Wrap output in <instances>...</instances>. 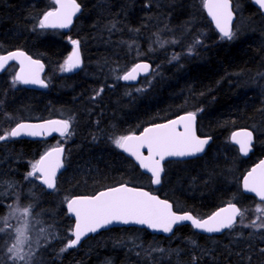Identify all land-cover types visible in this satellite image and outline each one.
<instances>
[{"label": "trees", "instance_id": "obj_1", "mask_svg": "<svg viewBox=\"0 0 264 264\" xmlns=\"http://www.w3.org/2000/svg\"><path fill=\"white\" fill-rule=\"evenodd\" d=\"M231 1L233 33L236 21L241 28L232 40L214 31L200 0H77L81 8L74 23L44 33L37 24L53 8L52 0H0V54L19 49L40 60L47 84L28 89L11 83L13 69L0 74V134L27 119H64L70 125L62 138L65 168L56 189L36 187L37 193L43 191L41 199L35 208L28 203L33 209L29 224L45 234L35 251L41 264H264V219L258 220L255 211L264 202L239 187L244 172L264 155V14L251 0ZM190 24L192 40L181 41V30ZM199 38L201 44L195 45ZM71 40L80 42L81 66L60 73L58 67L73 49ZM138 60L150 61L151 74L137 85L120 83L117 74ZM183 112L196 113L198 135L211 141L200 156L166 162L161 184L153 186L113 138ZM239 128L254 134L247 158L230 143V133ZM43 143L9 139L0 147L1 193L23 187ZM120 183L145 188L170 201L175 211L199 217L233 202L243 218L217 236L195 233L187 225L169 237L111 228L62 252L72 224L63 199ZM34 209L45 218H35ZM4 211L0 204V216Z\"/></svg>", "mask_w": 264, "mask_h": 264}, {"label": "snow or ice", "instance_id": "obj_2", "mask_svg": "<svg viewBox=\"0 0 264 264\" xmlns=\"http://www.w3.org/2000/svg\"><path fill=\"white\" fill-rule=\"evenodd\" d=\"M254 2L259 9L264 10V0H254ZM52 3L55 7L43 14L37 26L40 29L68 28L72 24L73 17L80 11L77 0H52ZM202 5L215 23L221 38L232 40L234 33L231 27L233 20L231 0H202ZM70 42L73 45L72 54L62 65V71L66 72H71L81 66L80 42L78 40ZM196 43H199V40ZM9 61H16L20 65V70L12 81L13 85L17 83L38 84L41 87H47V84L40 79V72L44 66L39 60L32 59L23 51H13L7 55H0V71L5 70ZM149 69V64L139 63L119 78L133 81L140 73L147 74ZM195 122L196 113L189 112L167 123L147 127L140 135L116 137L113 143L116 148L134 157L141 169L151 174L152 184L159 185L164 172L163 162L167 158L192 157L204 152L211 138L197 136ZM69 127V122L66 120H50L44 124L17 123L9 131L0 134V141L21 136L35 137L45 133L50 135L52 132L66 136ZM231 141L239 146V151L243 155H248L253 143V133L248 130L233 132ZM143 149L147 150V155L144 154ZM63 153L64 149L59 146L46 151L39 160L31 164V170L26 174L25 179L36 178L47 189L55 190L57 172L64 166ZM243 190L247 193H254L256 197L264 201V160L243 178ZM67 210L75 217L74 229L71 232L74 239L67 241L66 246L61 249L62 252L76 247L82 238L89 234L114 224L144 225L154 231L171 233L174 225L190 221L196 229L207 233H218L224 229L233 228L237 217L243 218L241 209L231 202L227 207L221 208L205 220L195 218L188 213L177 214L173 211V205L167 200L127 185L108 188L93 196L68 199ZM17 211L18 209L13 208L7 217H0L4 225L0 227V233H8L11 229L12 234L11 241L7 239L3 241L7 245V258L11 264H32L35 253L31 247V237L28 235V221L24 220L19 227L15 228L9 224V219L14 218ZM255 211L264 216V208L261 206L257 205ZM20 215L28 217L30 208H24ZM260 227H264V224ZM36 243L39 245V240ZM25 245H28L27 251H25Z\"/></svg>", "mask_w": 264, "mask_h": 264}, {"label": "water", "instance_id": "obj_3", "mask_svg": "<svg viewBox=\"0 0 264 264\" xmlns=\"http://www.w3.org/2000/svg\"><path fill=\"white\" fill-rule=\"evenodd\" d=\"M251 2H252V4H253V6H254L258 11H260L261 13L264 14V10L259 9V6L255 4L254 0H251ZM231 4H232V10H233V3H232V1H231ZM54 7H55V5H54ZM54 7H53V8H54ZM53 8H52V9H53ZM52 9H51V10H52ZM202 10H203V13H204L206 19L208 20V22H209V23L211 24V26L213 27L214 31H215L219 36H221V34L219 33V31H218V30L216 29V27H215V23L212 21L211 17L208 16L207 11L203 8V5H202ZM48 11H49V10H48ZM79 12H80V11H79ZM79 12L73 17L72 22H73L74 19L77 17V15L79 14ZM234 21H235V13H234V10H233V20H232V23H231V27H232V29H233ZM70 26H71V25H70ZM70 26H69V27H70ZM69 27H68V28H69ZM68 28H65V29H54V30H66V29H68ZM17 50H19V49H14V50L7 51V52H5V53H3V54H1V55H7L8 53L13 52V51H17ZM20 51H22V50H20ZM23 52H24V51H23ZM26 54H27V53H26ZM27 55H28V54H27ZM31 58H32V57H31ZM32 59H34V58H32ZM35 60H37V59H35ZM39 61H40V60H39ZM40 63L43 64L41 61H40ZM139 63H147V64H149L147 61H138V62H135V63H134V64H133V65H132L127 71H130V70H131L136 64H139ZM11 64H15V65H16V72H15V74H16L17 72H19V70H20V65H19V63H17L16 61H9V62H8V65L6 66V68H7L9 65H11ZM149 65H150V64H149ZM43 66H44V65H43ZM6 68H5V70H6ZM44 69H45V68L43 67V70L40 72V79H41V80H42L41 77H42V74H43V72H44ZM5 70L0 71V74L3 73ZM127 71H126V72H127ZM126 72H125V73H126ZM151 72H152V67H151V65H150V69H149V71L147 72V74L140 73V74L138 75V77H137L136 80H133V81H125V80H123V79H119V81H120L122 84H125V85H135V84H137L142 78H146V77H148V76L151 74ZM125 73H124V74H125ZM124 74H123V75H124ZM123 75H122V76H123ZM44 83H45V82H44ZM21 85H22L23 87H25V88H28V89H34V90H41V89L44 88V87H41V86L38 85V84H27V85H25V84H21ZM187 113H189V112H187ZM187 113H180V114H178V115H176V116H174V117H172V118H170V119H168V120H165V121H163V122L148 125V126L142 128L140 131H138V132H136V133H131V134H129V135H132V134L140 135V134L143 132V130H144L145 128H147V127H151V126H154V125H156V124L167 123V122H169V121H171V120H174V119H177L178 117H180V116H182V115H185V114H187ZM50 120H61V119H44V120H38V121H20V122H18V123L44 124V123H46L47 121H50ZM16 124H17V123H16ZM16 124L13 125L11 128L15 127ZM195 128H196V122H195ZM180 130L182 131V128H181ZM243 130L251 131V130L248 129V128H239V129H235V130H233V131L230 133V142H231V144H232L233 146H235V147L237 148V151H238V154H239L240 157H242V158H247V157L249 156L250 152L252 151V146H251V151L248 153V155H243V154L239 151V146H238L237 144H234V143L231 141V136H232V133H233V132L243 131ZM251 132H252V131H251ZM252 133H253V132H252ZM196 134H197V131H196ZM59 135H60V134H59L58 132H52L50 135H48L47 133H45V134H43V135L35 136V137H31V136H21V137H16V138H11V139H15V140H17V139H27V140H38V141H43V140H47V139H50V138H52V137H54V136H59ZM197 136H199V135L197 134ZM199 137H200V138H208L207 136H199ZM210 141H211V139L209 140V143H210ZM209 143H208V144H209ZM253 143H254V135H253ZM253 143H252V145H253ZM55 147H57V146H55ZM59 147H62V146H59ZM206 147H207V145L205 146V149H206ZM52 148H53V147H52ZM62 148H63V147H62ZM50 149H51V148H50ZM50 149H48V150H50ZM63 149H64V148H63ZM48 150H47V151H48ZM120 151H121L126 157H128L129 159H131L132 162L138 167V169H139L143 174L149 176L150 179H151V174L148 173V172H146L144 169H141L140 166H139V164H138V162L135 160L134 157L129 156L127 153L123 152L121 149H120ZM142 151L144 152L145 155H147V150H146V149H143ZM204 151H205V150H204ZM45 152H46V151H45ZM45 152H44V153H45ZM44 153H42L41 155H43ZM201 154H202V153H199V154H197L196 156L185 157V158H174V157H169V158H167V159L163 162V164H164L166 161H169V160H187V159H191V158H194V157L200 156ZM41 155L38 157L37 160H39V158L41 157ZM63 157H64V153H63V156H62V161H63ZM37 160H36V161H37ZM262 160H264V155H262L258 161H256L255 163H253V164L248 168V170L242 175V177H241V179H240V190H241L242 194H244V195H250V196L254 197V198H255L257 201H259V202H262V201H261L258 197H256L254 193H247V192H245V191L243 190V178L247 175V173H248L249 171L252 170V168L256 167V166H257ZM63 165H64V164H63ZM63 169H64V166H63V168H61V169L57 172V177H58V175L63 171ZM162 174H163V173H162ZM38 184H39V186L42 187L44 190H46V191H52L51 189H47L46 186L42 185V184L40 183L39 180H38ZM151 184H152V183H151ZM121 185H127V184H125V183H121V184H117V185H114V186H111V187H107V188H104V189H101V190L96 191V192L93 193L92 195H74V196L70 197L69 199H71V198H75V197H82V196H93V195L98 194L100 191H104V190H107L108 188H112V187H119V186H121ZM152 185H153V186H156L155 184H152ZM127 186H129V187H134V188H138V189H141V190H144V191H148V192H150L149 190H147V189H145V188H142V187H136V186H132V185H127ZM150 193H151V192H150ZM151 194L156 195L157 197H159V196H158L157 194H155V193H151ZM159 198H160V197H159ZM160 199H162V200H166V199H163V198H160ZM167 201H168V200H167ZM168 202L171 203L170 201H168ZM228 204H229V203H226V204H224V205H221V206L217 207L215 210H213L211 213H209L208 215H206V216H204V217H202V218H198V219H201V220L208 219L212 214H214L215 212L219 211L221 208L227 207ZM233 204H235V203H233ZM235 205H236V204H235ZM236 206H237V205H236ZM237 207H238V206H237ZM238 208H239V207H238ZM64 209H65V213H66V215L72 220V225H71V232H72V230L74 229V225H75V217L68 213V210H67V201H66V203H65ZM173 211L176 212L177 214H181V215H182V214H185V213H188V214H191L193 217H195L192 213L187 212V211H185V212H178V211H175L174 209H173ZM195 218H197V217H195ZM237 219H238V217H237ZM182 225L190 226L194 232H196V233H198V234L205 235V236H217V235H221L222 233H224V232H226L227 230H229V229H224V230H222L221 232H218V233H207V232H204V231H202V230H200V229H196V228H194V227L192 226V224H191L190 221H183V222H180V223L174 225V227H173V231H174V229H175L176 227H178V226H182ZM128 227H133V228L143 229V230L147 231V232L150 233V234L160 235V236H162V237H169V236H171L172 233H173V231H172L171 233H164V232L154 231V230H152V229H150V228H147V226H144V225H120V224H114V225L109 226L108 228L101 229V230H99V231L96 232V233H91V234H89L88 236L82 238V240H81V242L79 243V245H80L85 239H87L88 237L95 236L96 234H98V233H100V232H102V231H105V230H108V229H111V228H128ZM70 239H74V237H73L72 235H70ZM79 245H77V246L74 247V248H77Z\"/></svg>", "mask_w": 264, "mask_h": 264}, {"label": "rangeland", "instance_id": "obj_4", "mask_svg": "<svg viewBox=\"0 0 264 264\" xmlns=\"http://www.w3.org/2000/svg\"><path fill=\"white\" fill-rule=\"evenodd\" d=\"M200 5H201V8H202V0H200ZM235 6H237V5H235ZM237 8L238 7H235V11H237ZM48 11V10H47ZM46 11V12H47ZM45 13V12H44ZM42 16H43V14H42ZM41 16V17H42ZM237 18H238V14H237ZM198 22V21H197ZM194 23H196V22H194ZM236 26H237V28L235 29V32H234V36H236V34H238V30L239 29H241L240 28V26L238 25V21H236ZM240 24V23H239ZM203 29V28H202ZM237 30V31H236ZM45 30L44 29H42L41 30V32H44ZM199 40V43H195V45L196 44H201V39L199 38L198 39ZM203 45H201L200 46V48H202L203 49ZM201 50V49H200ZM72 51H73V49H71V51L67 54V56H66V58H65V61H66V59L68 58V56L69 55H71L72 54ZM177 51V50H176ZM177 52H179V51H177ZM196 52H199V50H196ZM170 55H171V53H170ZM173 55H175V53L173 52ZM65 61H63V63L58 67V70H59V72L60 73H68V72H66V71H62V65L64 64V62ZM10 69H12L11 67H10ZM78 68H76V69H74L73 71H75V70H77ZM72 72V71H71ZM155 76V75H154ZM149 81H151V80H149ZM147 84H145L144 85V87L146 86ZM141 88L142 87H138L135 91L136 92H138V91H140L141 90ZM10 130V129H9ZM120 136H123V135H120ZM116 137H119V136H114V138H113V140L116 138ZM8 141H9V139H7V140H3V141H0V147L1 146H6L7 145V143H8ZM62 142V140L61 139H58V140H55V141H52V142H49V143H43V148L44 147H46V148H48V147H50V146H52V145H59V144H62L61 143ZM114 144V143H113ZM46 145V146H45ZM114 146H115V144H114ZM45 149V148H44ZM35 162V160H33V161H31L30 163H29V170H28V172L31 170V164L32 163H34ZM82 170H84V169H82ZM81 170V172H83ZM27 172V173H28ZM85 172V171H84ZM26 177V176H25ZM25 177H24V179H23V187H21L20 185L14 190H12V189H10L8 192H5V193H1L0 192V204H2L3 205V207L5 206V211H4V213L0 216V217H7L8 215H9V213H10V211L13 209V208H15V209H18V211H17V213H16V216L14 217V218H11V219H9V224H11L12 226H13V228H15V227H19L22 223H23V221L24 220H27L28 221V217H23V216H21L20 215V213L23 211V209L24 208H30V206H28V203L29 204H32L33 205V207L35 208L36 207V202H38L37 200H40L41 198L39 197L41 194H42V190H40L39 189V192L37 193L36 191H35V189H38V188H36V187H40L39 186V184H38V179H36V178H29L28 179V181L25 179ZM27 181V182H26ZM29 183H30V186H29ZM28 184V185H27ZM36 184V185H35ZM41 188V187H40ZM16 191H18V192H20V194H21V196H18V195H16ZM22 192V193H21ZM28 192V193H27ZM5 195V196H4ZM3 196V197H2ZM7 196H8V199H7ZM16 196H17V198H16ZM27 196V197H26ZM30 196V197H29ZM2 197V198H1ZM23 197V198H22ZM19 198V199H18ZM26 199H27V202H26ZM4 202H3V201ZM20 200V202L21 203H24V201L26 202L25 203V206L23 207V206H21V205H19V201ZM65 201H66V199H63V204L65 205ZM6 202V203H5ZM9 202V204H7ZM31 202V203H30ZM9 206H11V208L9 207ZM259 206H261L262 208H264V205L262 206V205H259ZM257 207V206H256ZM256 209V208H255ZM31 210V209H30ZM32 211V210H31ZM34 211L35 212H33V215L34 216H37L38 218H41V217H43V218H45V216H44V214L43 213H41V211H37V209L35 210L34 209ZM257 213V219L258 220H263L264 219V216H262L260 213H258V212H256ZM37 217H35V218H37ZM259 224V223H258ZM0 227H4V225H3V223H2V221H0ZM28 235L31 237V240H30V243H31V247H32V249L34 250V256H33V260H32V264H41V256L40 255H37V253L35 252L36 251V249H37V247H38V245H37V243H36V241L37 240H39V243L41 244V243H43L44 241H42V240H44L43 238H44V236H45V234L43 233V231H40V230H38L35 226H34V223L32 222V223H30L29 224V221H28ZM7 236V237H6ZM55 237H58V234H56V235H54ZM0 245H1V247H2V250H1V252L3 251L4 253H5V255H0V264H11V261H9L8 260V258H7V253H6V247H7V245H5L4 243H3V241L5 240V239H7V240H9V241H11V239H12V234H11V229L8 231V233H6V234H4V233H0ZM68 240H70V237H69V239ZM67 240V241H68ZM5 247V248H4ZM28 250V245H25V251H27Z\"/></svg>", "mask_w": 264, "mask_h": 264}, {"label": "bare ground", "instance_id": "obj_5", "mask_svg": "<svg viewBox=\"0 0 264 264\" xmlns=\"http://www.w3.org/2000/svg\"><path fill=\"white\" fill-rule=\"evenodd\" d=\"M53 7V6H52ZM81 8V7H80ZM40 11V10H39ZM43 12V11H42ZM40 14V13H39ZM44 14V13H43ZM38 15V14H37ZM37 17V16H36ZM40 18H42V17H40ZM37 20V19H36ZM74 21H75V19H74ZM74 21L72 22V24L74 23ZM188 23V22H187ZM71 24V25H72ZM191 25V24H190ZM181 26V25H180ZM183 26V25H182ZM187 26V25H186ZM186 28V27H185ZM29 29H31V28H29ZM177 29H178V27H177ZM179 29H180V27H179ZM193 29V27H192V25L191 26H189V28H187V30H181L182 31V34L179 36V38H181L182 40L181 41H191L192 40V36H193V33H191L190 31ZM48 30V29H47ZM50 30H54V29H50ZM179 31V30H178ZM180 31V32H181ZM177 32V31H176ZM44 33V32H43ZM179 33V32H178ZM179 35V34H178ZM71 47V46H70ZM147 53H149V49L147 48ZM145 51V52H146ZM152 51H153V49H152ZM142 56H144L145 57V55H142ZM146 57H147V55H146ZM142 59V58H141ZM146 59V58H145ZM147 60H149V59H147ZM138 61H146V60H138ZM137 61V62H138ZM150 65H151V63H150V61H147ZM44 65V64H43ZM45 67V66H44ZM151 67H152V65H151ZM12 68V67H11ZM45 70V69H44ZM152 70H153V67H152ZM9 71V70H8ZM127 70H123L122 72H119L118 74H117V76H116V79L119 81V77H121L125 72H126ZM7 72V71H6ZM5 79V78H4ZM7 79V78H6ZM5 79V80H6ZM10 80V79H9ZM7 81V80H6ZM11 81V83H12V80H10ZM46 82V81H45ZM13 84V83H12ZM9 85V84H8ZM15 86V85H14ZM11 87V86H10ZM9 87V88H10ZM14 90V89H13ZM19 119V118H18ZM29 119H27V121H28ZM40 120H42V119H40ZM26 121V120H25ZM37 121V120H36ZM164 121V120H163ZM139 131V130H138ZM135 133V132H134ZM46 146V145H45ZM45 149H46V147H44ZM43 148V149H44ZM38 159V158H37ZM32 179V178H31ZM27 181H28V179H26ZM26 181V182H27ZM28 185V184H27ZM36 185V184H35ZM29 186H30V183H29ZM42 190V189H41ZM22 193V192H21ZM28 193V192H27ZM5 196V195H4ZM3 197V196H2ZM1 197V198H2ZM27 197V196H26ZM30 197V196H29ZM16 198H17V196H16ZM23 198V197H22ZM7 199H8V196H7ZM19 199V198H18ZM65 199V198H64ZM3 201V200H2ZM4 202V201H3ZM19 202V201H18ZM26 202H27V199H26ZM25 201H24V203L23 204H25L26 203ZM6 203V202H5ZM31 203V202H30ZM7 204H9V202L7 203ZM22 204V205H23ZM33 204V203H32ZM20 205V204H19ZM34 205V204H33ZM24 206V205H23ZM28 206H30V205H28ZM32 209V208H31ZM33 210V209H32ZM38 211V210H37ZM64 212H65V210H64ZM35 215V214H34ZM33 215V216H34ZM38 216V215H37ZM37 216H34V217H37ZM38 218V217H37ZM71 220V219H70ZM43 223V222H42ZM44 224V223H43ZM71 228V227H70ZM4 234H6V233H4ZM70 234V233H69ZM7 237V236H6ZM1 238V237H0ZM1 241V240H0ZM0 248H2L1 247V245H0ZM5 248V247H4Z\"/></svg>", "mask_w": 264, "mask_h": 264}, {"label": "flooded vegetation", "instance_id": "obj_6", "mask_svg": "<svg viewBox=\"0 0 264 264\" xmlns=\"http://www.w3.org/2000/svg\"><path fill=\"white\" fill-rule=\"evenodd\" d=\"M12 68H14V72H15V65H13L12 66ZM63 120V119H62ZM65 136H61V135H59V136H54V137H52V138H50V139H47V140H43V141H38V140H29V141H37V142H46V143H49V142H52V141H55V140H58V139H61L62 140V138H64ZM208 137V136H207ZM18 140H20V139H18ZM25 140H27V139H25ZM62 144H59V145H52V146H50V147H48V148H46V149H43L42 150V152H41V154L42 153H44L45 151H47L48 149H50V148H52V147H55V146H62L63 148H64V150H66V148H65V144H64V142H61ZM40 154V155H41ZM39 155V156H40ZM38 156V157H39ZM37 157V158H38ZM37 158L35 159V161L37 160ZM166 162H168V161H166ZM165 162V163H166Z\"/></svg>", "mask_w": 264, "mask_h": 264}]
</instances>
